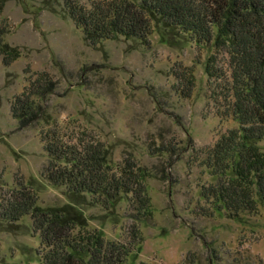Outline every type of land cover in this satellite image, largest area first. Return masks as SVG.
I'll return each mask as SVG.
<instances>
[{
  "label": "rangeland",
  "instance_id": "374dc122",
  "mask_svg": "<svg viewBox=\"0 0 264 264\" xmlns=\"http://www.w3.org/2000/svg\"><path fill=\"white\" fill-rule=\"evenodd\" d=\"M76 1L90 7L93 0ZM2 16L5 41L22 56L5 65L0 55V202L32 181L39 205H75L88 227L108 240L128 242L138 221L143 240L126 264H264V203L256 213L230 218L224 210L209 215L201 196L216 182L202 164L206 151L237 127L218 115L215 85L205 72L210 45L162 27L148 42L119 37L94 45L70 18L65 0H5ZM186 67L195 75L189 95ZM42 72L54 82L39 100L44 119L21 128L12 101ZM43 128H56L64 138L85 131L109 146L114 166L135 159L151 174L153 217L136 220L126 197L113 210L89 195L73 203L65 186L42 176L49 160ZM169 143L176 150L154 149ZM258 144L264 151V140ZM40 242L30 216L0 225V264H40Z\"/></svg>",
  "mask_w": 264,
  "mask_h": 264
},
{
  "label": "trees",
  "instance_id": "16d2710c",
  "mask_svg": "<svg viewBox=\"0 0 264 264\" xmlns=\"http://www.w3.org/2000/svg\"><path fill=\"white\" fill-rule=\"evenodd\" d=\"M4 8L5 0H0V55L5 65H11L22 51L5 41L9 28ZM65 9L94 45L119 37L148 42L162 27L187 33L214 49L205 72L215 85L218 115L232 118L237 127L206 151L202 164L216 182L204 186L201 196L210 204L209 215L222 210L230 218L245 211L256 213L264 203V151L258 144L264 140V0H93L90 7L65 0ZM182 81L189 95L195 85L191 68L186 67ZM53 86L42 72L14 97L11 110L21 128L44 119L39 100ZM40 134L49 156L42 176L65 186L73 203H83L89 195L93 203L113 210L126 197L136 220L153 217L147 186L151 174L135 159L112 165L109 146L85 131L67 138L56 128H43ZM157 148L176 150L171 143ZM28 184L21 182L2 199L0 225L12 227L30 216L41 241L40 264H126L143 240L138 221L131 226L128 242L108 240L88 227L87 217L75 205H39L34 183Z\"/></svg>",
  "mask_w": 264,
  "mask_h": 264
}]
</instances>
